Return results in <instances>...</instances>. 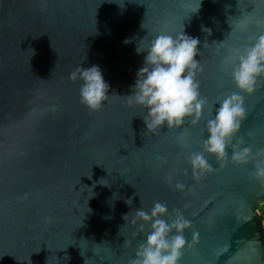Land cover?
I'll list each match as a JSON object with an SVG mask.
<instances>
[{
    "label": "water",
    "instance_id": "obj_1",
    "mask_svg": "<svg viewBox=\"0 0 264 264\" xmlns=\"http://www.w3.org/2000/svg\"><path fill=\"white\" fill-rule=\"evenodd\" d=\"M193 6L0 0V264H128L146 239L131 220L155 202L191 222L179 264H264V181L254 175V161L236 164L229 150L221 167L208 155L213 171L199 180L188 164L191 152L203 150L214 102L233 92L246 109L234 142L242 139L254 154L264 149V77L248 94L230 69L220 70L232 49L264 33L257 23L264 0H203L188 20ZM184 24L201 41L200 92L208 108L198 125L189 119L152 133L145 109L130 107L126 97L143 66L136 46L160 32L176 35ZM81 64L99 66L110 85L100 111L80 103L81 82L70 79ZM102 178L110 187L98 183Z\"/></svg>",
    "mask_w": 264,
    "mask_h": 264
},
{
    "label": "clouds",
    "instance_id": "obj_2",
    "mask_svg": "<svg viewBox=\"0 0 264 264\" xmlns=\"http://www.w3.org/2000/svg\"><path fill=\"white\" fill-rule=\"evenodd\" d=\"M202 2L193 0L188 20L191 14L199 12ZM257 23L264 25V21ZM141 27L144 28V23ZM202 30L211 35L210 29ZM130 42L125 40L126 44ZM200 44L198 37L186 33L185 24L176 35L160 32L146 47L143 39L138 42L136 52L144 54L143 66L137 70L135 83L130 86L131 94L126 97L130 107L145 109L143 120L149 132L156 133L163 127H182L189 119L193 125H198L204 119L208 100L200 92L199 75L204 71L201 60L197 59L201 56ZM229 69L231 79L241 92H255L259 80L264 77V33L255 37L249 46L231 50L220 66L221 71ZM70 79L81 82L79 96L82 105L91 111L102 110L110 98V85L99 66L84 68L81 64L70 74ZM245 117L244 97L239 92L224 95L214 102L211 117L205 124L203 150L191 152L188 156V164L197 180L213 171L208 155L215 156L223 167L231 150L232 162L245 165L254 161V175L264 181V149L254 154L251 148L242 146V139L234 142ZM102 180L98 181L100 185L109 186L101 183ZM168 182L173 186L171 175ZM95 186L91 187L92 192ZM174 187L183 191L185 185L176 182ZM126 202L133 203L132 199ZM260 208L264 228V212ZM127 217L128 214L124 219L128 222ZM131 223L138 228L137 234H146V239L137 245L135 257L128 264H179L184 249L190 246L184 233L191 228V222L179 209L170 213L167 204L155 202L150 211L137 209ZM197 239L198 234L194 233L193 242Z\"/></svg>",
    "mask_w": 264,
    "mask_h": 264
},
{
    "label": "rangeland",
    "instance_id": "obj_3",
    "mask_svg": "<svg viewBox=\"0 0 264 264\" xmlns=\"http://www.w3.org/2000/svg\"><path fill=\"white\" fill-rule=\"evenodd\" d=\"M260 210H261V212H264V206H262V207L260 208Z\"/></svg>",
    "mask_w": 264,
    "mask_h": 264
}]
</instances>
